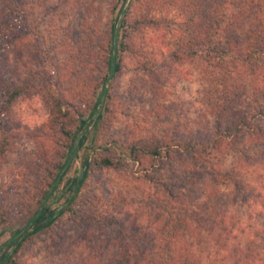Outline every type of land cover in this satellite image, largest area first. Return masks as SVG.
I'll return each mask as SVG.
<instances>
[{
  "label": "trees",
  "instance_id": "16d2710c",
  "mask_svg": "<svg viewBox=\"0 0 264 264\" xmlns=\"http://www.w3.org/2000/svg\"><path fill=\"white\" fill-rule=\"evenodd\" d=\"M121 1L124 6L113 9L107 71L94 89L96 99L82 110L66 98L61 83L52 82L53 76L48 81L42 78L34 53L28 59L23 57L17 34L32 25L33 0H0V170L12 145L9 113L24 95L41 94L49 111L46 125L52 136L64 141L61 160L53 164L46 154L35 164L45 170L44 186L38 189L37 204L25 216L24 224L0 248V264H17V254L26 241L58 224L67 208L52 210L48 201L76 154L74 140L84 144L87 137L81 133L95 120L104 98L111 99L107 85L122 71V54L137 52L129 40L137 32L144 35L147 26H157L158 31L162 27L165 20L144 18L161 6L174 7L183 17L181 32L185 35L172 49L158 54L166 61L196 59L204 67L212 85L208 108L198 117L196 129L172 135L164 132L160 140L132 141L120 146V156H95L83 175L73 180V196L67 205L79 197L91 170L119 169L127 159L141 166L148 160L151 164L144 166L139 179L151 187L148 193L141 192L140 200L133 199L131 209L107 216L104 230L112 237L92 251L91 255L100 258L96 264H264V248L255 242L252 222L258 204H251L249 197L254 192L241 184L244 181L235 163L245 158L242 137L257 131L251 137L256 139L252 147L257 148L261 144L256 143L264 140L262 129L255 128L256 121L264 119V0H149L146 14L134 21H129V2L140 0ZM150 60L147 55L146 67ZM230 188L250 205L246 214L232 211L230 206L236 201L222 194ZM189 198H194L191 204ZM145 217L148 223L144 227L139 223ZM7 223L0 196V235L12 227ZM153 233L162 241L156 244L150 238L156 235Z\"/></svg>",
  "mask_w": 264,
  "mask_h": 264
},
{
  "label": "rangeland",
  "instance_id": "374dc122",
  "mask_svg": "<svg viewBox=\"0 0 264 264\" xmlns=\"http://www.w3.org/2000/svg\"><path fill=\"white\" fill-rule=\"evenodd\" d=\"M144 2H129V21L141 20L146 14L149 0ZM32 6L29 16L32 25H26L17 34L23 57L28 59L30 53H34L42 78L48 81L47 78L53 76L52 82L62 84L68 100L82 110L88 108L96 99L95 87L101 84L107 71L105 62L113 9L122 8V1L33 0ZM144 18H159L165 22L159 31L157 26H144V35L137 32L129 40L137 52L122 54V71L107 85L111 99L104 98L95 120L81 133L87 137L84 144L80 146L75 138L76 154L48 201L52 210L64 211L65 207L69 210L64 211L53 229L26 241L17 254V264H89L90 260L96 264L100 261L91 253L112 237L104 230L109 220L107 216L124 213L131 209L133 199L140 200L142 191L148 193L151 185L139 177L144 166L149 167L151 162L145 160L140 166L127 159L119 169L91 170L79 197L67 205L73 196V180L81 177L94 157L101 153L120 156V146L132 141L160 140L166 135L164 132L172 135L179 130L196 129L198 117L208 108L212 85L204 67L196 63V59L184 63L166 61L165 56L158 54L160 50L172 49L185 35L181 32L183 17H179L174 7L161 6ZM158 33L163 34L161 40ZM144 54L151 59L148 67ZM48 118V108L37 92L21 97L9 113L12 145L0 170V196L7 211V226L12 227L0 235V248L12 239L14 231L24 224L25 216L37 204L38 189L44 186L46 174L44 168L35 164L46 154L53 164L64 156V141L52 136L46 125ZM256 122L255 128L264 133V119ZM256 132L242 137L245 158L241 156V162L235 163L244 181L241 184L248 185V192H254L253 196L248 194L251 204H258L254 211L256 218L252 220L257 233L254 239L264 248V140L256 143L261 144L260 147H252V140L256 139L251 137ZM230 162L232 160L228 159L227 165ZM154 187L159 189L157 185ZM231 189L222 194L236 201L230 206L232 211L246 214L250 205L243 202L242 194L238 196ZM258 196L261 197L256 199ZM188 201L191 204L194 198ZM147 223L145 217L139 224L145 227ZM150 238L156 244L162 241L158 234Z\"/></svg>",
  "mask_w": 264,
  "mask_h": 264
}]
</instances>
